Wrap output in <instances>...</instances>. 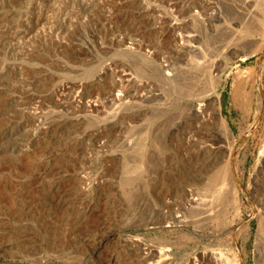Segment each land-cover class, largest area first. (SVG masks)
I'll return each instance as SVG.
<instances>
[{
	"label": "rangeland",
	"instance_id": "374dc122",
	"mask_svg": "<svg viewBox=\"0 0 264 264\" xmlns=\"http://www.w3.org/2000/svg\"><path fill=\"white\" fill-rule=\"evenodd\" d=\"M44 4L45 0H0V207L7 211L27 206L38 222L46 221L42 229L29 231L34 237L46 236L44 247L50 251L73 238L98 244L144 232L158 243V264H186L211 252L228 254L233 264H260L252 252L256 242L264 241V201L257 202L255 209L261 208L255 214L251 175L264 154V33L254 36V56L244 65L192 70V100L174 101L170 115L161 112L165 119L179 122L170 134L156 133V147L117 148L119 133L104 122L96 125L69 98L77 91L76 82L82 83L83 96L104 95L111 77L101 69L63 66L62 58L70 64L82 54L77 49L46 50ZM53 8L50 5L52 13ZM97 76L105 79L96 84ZM63 80L70 84L66 109L44 115V104L57 108L56 87ZM214 96L233 134L232 144L217 138L223 128L214 114ZM45 118L51 126L39 128L38 121ZM55 120L60 121L57 126ZM229 149L232 156L237 153L235 176L245 196L229 179ZM39 173L45 174L42 185ZM20 175L28 176V182L22 183ZM260 183L263 193L264 172ZM187 187L213 195L210 212L201 205L185 208ZM150 201L159 210L152 211ZM14 213L17 218L25 214ZM151 220L161 226L148 232L145 226ZM169 220L173 225L163 226ZM115 254L109 258L102 250L93 264H136L129 252L118 249Z\"/></svg>",
	"mask_w": 264,
	"mask_h": 264
},
{
	"label": "built area",
	"instance_id": "2783aa9c",
	"mask_svg": "<svg viewBox=\"0 0 264 264\" xmlns=\"http://www.w3.org/2000/svg\"><path fill=\"white\" fill-rule=\"evenodd\" d=\"M45 4L42 26L46 50L61 53L67 48L77 49L82 54L73 63L61 57L63 66L101 69L111 77L112 85L104 95L83 96V85L76 82L77 91L69 98L74 107H83L96 125L104 122L103 126L119 133L117 148L156 147V133L170 134L179 122L175 117L165 119L161 112L170 115L174 101L192 100V70L244 65L254 56V36L264 33V0H45ZM52 4L54 13L50 11ZM246 53L249 55L241 57ZM103 79L97 76L94 82ZM69 90V82H58L57 108L44 104V115H59L65 110L64 96ZM55 121L56 125L60 122ZM37 126L47 129L51 125L45 118ZM263 172L264 154L251 175L255 203L264 201V192L260 191ZM38 177L42 185L45 174ZM18 178L22 183L29 180L25 175ZM185 192L186 209L212 202V194L205 196L192 187ZM150 207L159 210L154 201H150ZM14 210L25 214L17 218ZM29 211L27 206L7 211L0 207V264H93L100 251L107 250L112 258L118 249L133 255L136 264H158L160 259L158 243L146 238L144 232L98 244L73 238L50 251L44 247L46 236L34 237L29 231L42 229L47 222H38ZM171 225L173 221L169 220L163 226ZM160 226V222L151 220L145 230ZM259 247L256 242L254 257L259 255Z\"/></svg>",
	"mask_w": 264,
	"mask_h": 264
},
{
	"label": "bare ground",
	"instance_id": "6f19581e",
	"mask_svg": "<svg viewBox=\"0 0 264 264\" xmlns=\"http://www.w3.org/2000/svg\"><path fill=\"white\" fill-rule=\"evenodd\" d=\"M263 27H264V24H263ZM253 52V51H252ZM251 52V53H252ZM250 53V54H251ZM249 55V53H246V54H244V55H242L241 57H246V56H248ZM244 59V58H243ZM31 65V64H30ZM32 67V66H31ZM40 67H42V66H40ZM31 69V68H30ZM56 70V69H55ZM75 70V69H74ZM33 72V71H32ZM57 72V71H56ZM34 73V72H33ZM196 73V72H195ZM47 74V73H46ZM51 75V74H50ZM68 75V74H67ZM45 76V75H44ZM30 79V78H29ZM36 79V78H35ZM37 80V79H36ZM44 80V79H43ZM24 81V80H23ZM92 82V81H91ZM92 84V83H91ZM94 84V83H93ZM88 87V86H87ZM99 89V88H98ZM105 90V89H104ZM215 97V105H216V110H215V115H216V119L221 123V126H222V130H220L219 131V136H217V138L219 137L220 139V142H224V143H229V144H232L233 142H234V138H233V134H232V132L231 131H229V129H228V125L226 124V122L223 120V118L221 117V114H220V111H219V98H218V96H214ZM205 102V101H204ZM69 103V102H68ZM206 104V103H205ZM211 104V103H210ZM201 105H203V104H201ZM260 106V105H259ZM201 106H199L198 108H200ZM204 107V106H203ZM205 109V108H204ZM203 109V110H204ZM258 110V112L260 111V107L259 108H257ZM198 110H200V109H198ZM198 110H196L197 112H198ZM202 110V111H203ZM263 110V109H262ZM194 111H195V108H194ZM201 111V110H200ZM64 112V111H63ZM206 112V111H205ZM196 113V112H195ZM198 113H200V112H198ZM204 113V112H203ZM88 114V113H87ZM202 115V114H201ZM214 115V116H215ZM31 116V115H30ZM203 116V115H202ZM209 116V115H208ZM257 116V115H256ZM207 118V117H206ZM69 119V118H68ZM79 119V118H78ZM77 119V120H78ZM202 119V118H201ZM205 119V118H204ZM258 119V118H257ZM197 120V119H196ZM201 121V120H200ZM66 122V121H65ZM218 123V122H217ZM63 124V123H62ZM29 126V125H28ZM57 126V125H56ZM24 127H25V125H24ZM62 128V127H61ZM65 128V127H64ZM109 130V129H108ZM84 131V130H83ZM194 131V130H193ZM75 132V131H74ZM72 133V132H71ZM78 133V132H77ZM198 133V132H197ZM216 133H217V131H216ZM42 134V133H41ZM76 134V133H75ZM191 134H192V132H191ZM191 134H188V135H190L191 136ZM32 135V134H31ZM35 135V134H34ZM165 135V134H164ZM163 135V136H164ZM202 135V134H201ZM204 135V134H203ZM247 135H248V133H247ZM115 136V135H114ZM189 136V137H190ZM28 137H29V135H28ZM107 137V136H106ZM195 137V136H194ZM32 138V137H31ZM166 138V137H165ZM191 138V137H190ZM189 140V139H188ZM191 140V139H190ZM80 141V140H79ZM97 141H98V139H97ZM110 141V140H109ZM188 142V141H187ZM218 143V142H217ZM89 144V143H88ZM216 144V143H215ZM210 145V144H209ZM228 145V144H227ZM217 146V145H216ZM200 147V146H199ZM213 147V146H212ZM261 148H263L264 149V142H263V144H262V146H261ZM212 149H214V148H212ZM218 149H220V146L218 147ZM225 150V149H224ZM224 150H223V153H224ZM264 150H262V152H263ZM227 151H225V153H226ZM192 153V152H191ZM260 153H261V151H260ZM236 152H234L233 153V156H232V149H229L228 150V155L232 158L231 160H230V165H229V167H228V176H230L229 177V179H231V180H233L234 181V183L235 184H237V179H236V176H235V156H236ZM221 155H222V153H221ZM261 157L263 156V153H261V155H260ZM199 159V158H198ZM213 160V159H212ZM261 160V159H260ZM95 167V166H94ZM198 181V180H197ZM83 184V183H82ZM83 185H85L86 187H89V185H91V183L90 182H85ZM223 186V185H222ZM221 186V187H222ZM82 188H85L84 186H82ZM86 190H87V188H86ZM185 201V200H184ZM175 202V201H174ZM197 204V203H196ZM212 203H203V205H201V208H205V210L207 211V212H210V209H211V205ZM180 206V205H179ZM256 206H257V203H255V201H253V210H256L255 208H256ZM261 226V225H260ZM258 241V240H257ZM260 241H262V238H261V240ZM260 244L261 245H259L260 247L258 248V251H257V254H259L257 257H258V260L260 261V264H264V241H262V243L260 242ZM263 244V245H262ZM219 252V251H218ZM225 254V253H224ZM197 257V256H196ZM233 258V257H232ZM191 259V258H190ZM199 258H193L192 260H190V262H188V263H186V264H233L232 262H231V259H230V257L228 256V254L227 255H218L217 256V254L215 255V253H213V252H211L210 254H208V255H205L204 254V256H202V258H200V260H198ZM235 260V259H234ZM179 264H182V261L181 262H179ZM239 264V263H238Z\"/></svg>",
	"mask_w": 264,
	"mask_h": 264
},
{
	"label": "water",
	"instance_id": "95a60500",
	"mask_svg": "<svg viewBox=\"0 0 264 264\" xmlns=\"http://www.w3.org/2000/svg\"><path fill=\"white\" fill-rule=\"evenodd\" d=\"M262 111H263V110H262ZM261 114H262V112H261ZM261 114H260V115H261ZM237 186H238L239 190L241 191V193L245 196V193H244L242 187L240 186V184L238 183V181H237Z\"/></svg>",
	"mask_w": 264,
	"mask_h": 264
}]
</instances>
